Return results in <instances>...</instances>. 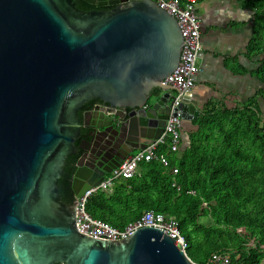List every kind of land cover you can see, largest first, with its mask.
<instances>
[{"label":"water","instance_id":"1","mask_svg":"<svg viewBox=\"0 0 264 264\" xmlns=\"http://www.w3.org/2000/svg\"><path fill=\"white\" fill-rule=\"evenodd\" d=\"M83 1L93 7L0 0V264H194L155 227L117 240L80 233L76 199H62L68 156L78 154L79 197L162 133L175 90L162 80L183 41L153 0ZM94 98L109 107L83 110ZM178 109L199 115L192 90Z\"/></svg>","mask_w":264,"mask_h":264},{"label":"trees","instance_id":"2","mask_svg":"<svg viewBox=\"0 0 264 264\" xmlns=\"http://www.w3.org/2000/svg\"><path fill=\"white\" fill-rule=\"evenodd\" d=\"M88 10L93 6L74 0ZM255 10L250 56H261L254 70L261 87L234 105L208 99L199 115L183 120L176 152L165 146L169 166L157 160L143 161L137 173L114 182L111 190L92 193L88 213L122 227L145 210L174 218L189 246L195 237L197 255L205 261L218 249H238L232 264H262L264 249V0H242ZM187 125L185 126L184 124ZM185 127V128H184ZM186 140L187 147H181ZM76 158L66 159L57 187L64 202L75 194L71 177ZM177 173L172 175V168ZM203 202L206 205H203ZM208 216L210 224L199 221ZM241 228L246 237L236 229ZM202 233L201 242L198 235ZM256 238V247L247 241Z\"/></svg>","mask_w":264,"mask_h":264},{"label":"built area","instance_id":"3","mask_svg":"<svg viewBox=\"0 0 264 264\" xmlns=\"http://www.w3.org/2000/svg\"><path fill=\"white\" fill-rule=\"evenodd\" d=\"M159 7L173 15L182 36V46L179 61L175 69L163 80L164 85L172 86L174 99L171 103L170 113L166 119L162 133L148 142L144 148L136 149L119 164V166L108 173L104 180L95 186H91L76 199V228L80 233L93 238L117 240L124 238L141 227H155L167 233L175 240V244L184 252L186 257L194 264H232V260L240 258L238 249H218L211 252L205 261L193 260L187 251L189 246L185 236L182 234L178 222L170 217L156 212L152 209L145 210L139 217L127 222L124 226H114L107 221L90 215L86 209L88 197L96 191L111 190L117 180L133 177L138 165L143 161L157 160L163 166H169L167 153L160 151L165 146L171 152H176L180 144V130L183 119L181 110L178 109L184 94L192 90L195 84V76L199 71V57L202 53L201 43V20L196 12L199 0H153ZM177 173V168H172V175ZM203 205H206L203 202ZM237 228V232L246 237L244 231ZM256 238L249 239L248 247H256ZM264 249V245L259 246ZM264 264V258H262Z\"/></svg>","mask_w":264,"mask_h":264},{"label":"crops","instance_id":"4","mask_svg":"<svg viewBox=\"0 0 264 264\" xmlns=\"http://www.w3.org/2000/svg\"><path fill=\"white\" fill-rule=\"evenodd\" d=\"M196 12L203 49L193 97L201 108L208 99L230 105L245 100L261 87L254 75L261 56H250L248 51L255 10L242 0H199ZM187 143L184 140L181 147Z\"/></svg>","mask_w":264,"mask_h":264},{"label":"rangeland","instance_id":"5","mask_svg":"<svg viewBox=\"0 0 264 264\" xmlns=\"http://www.w3.org/2000/svg\"><path fill=\"white\" fill-rule=\"evenodd\" d=\"M199 16H200V14H199ZM207 217L208 216H206V215H201L200 218H199V221L208 225V224H210V220ZM241 230L242 229H239V231H241ZM198 237H199V240H201V242H203V240H204L203 234L200 233L198 235ZM199 248H200V246H199L198 240L195 237H193L192 245L191 246H187L186 249L188 251L189 256L195 261H199L200 260L199 256L197 255V251H198Z\"/></svg>","mask_w":264,"mask_h":264},{"label":"flooded vegetation","instance_id":"6","mask_svg":"<svg viewBox=\"0 0 264 264\" xmlns=\"http://www.w3.org/2000/svg\"><path fill=\"white\" fill-rule=\"evenodd\" d=\"M97 106H104L105 108L106 107H109L108 106V104H106V103H104L102 100H100L99 98H94V99H91V100H89V101H87L85 104H84V106H83V110L84 109H94V108H96ZM82 111V110H81ZM81 111H80V114H81ZM84 131V132H83ZM83 131H82V133H81V136H83L84 135V133H85V131H86V129H83ZM80 151H82V150H79V152ZM72 158H76V160H75V169H76V162H77V159H78V154L77 153H74V154H72V155H70V156H68L67 157V159H72ZM93 160V158L92 159H90V160H88V162L90 163L91 161ZM75 169H74V171H75ZM74 173V172H73ZM73 176V175H72ZM72 178V177H71ZM54 264H60V263H54Z\"/></svg>","mask_w":264,"mask_h":264}]
</instances>
